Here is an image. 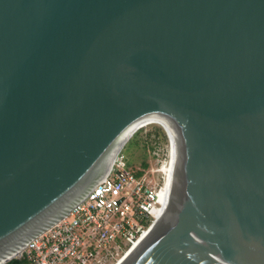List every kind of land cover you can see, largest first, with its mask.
I'll return each instance as SVG.
<instances>
[{
    "label": "water",
    "instance_id": "water-1",
    "mask_svg": "<svg viewBox=\"0 0 264 264\" xmlns=\"http://www.w3.org/2000/svg\"><path fill=\"white\" fill-rule=\"evenodd\" d=\"M144 119L173 174L118 264H264V0H0V264Z\"/></svg>",
    "mask_w": 264,
    "mask_h": 264
},
{
    "label": "built area",
    "instance_id": "built-area-1",
    "mask_svg": "<svg viewBox=\"0 0 264 264\" xmlns=\"http://www.w3.org/2000/svg\"><path fill=\"white\" fill-rule=\"evenodd\" d=\"M121 152L69 213L5 263L16 258L27 264H118L158 219L161 189L146 170L138 175L128 166Z\"/></svg>",
    "mask_w": 264,
    "mask_h": 264
},
{
    "label": "rangeland",
    "instance_id": "rangeland-1",
    "mask_svg": "<svg viewBox=\"0 0 264 264\" xmlns=\"http://www.w3.org/2000/svg\"><path fill=\"white\" fill-rule=\"evenodd\" d=\"M159 124L151 123L138 129L122 148V154L134 170H146L153 185L162 186L163 173L157 171L169 158V137ZM143 163H147L144 166Z\"/></svg>",
    "mask_w": 264,
    "mask_h": 264
},
{
    "label": "bare ground",
    "instance_id": "bare-ground-1",
    "mask_svg": "<svg viewBox=\"0 0 264 264\" xmlns=\"http://www.w3.org/2000/svg\"><path fill=\"white\" fill-rule=\"evenodd\" d=\"M151 123H156V124H159L160 126H162L165 129V131L167 132L168 137H169V141H170L168 161L163 164V166L160 170L164 175H163V183H162L161 189L159 190V203L160 204L157 207L158 211H156V214H158V216H159L162 209L164 208V205H165V202H166V199L168 196L171 178H172V174H173V168H174L175 153H176L175 140H174L173 134L170 131V129L168 128V126L165 123H163L159 120H156V119H144L143 121H140L128 133H126L123 136V138H122V140H121V142H120V144H119V146H118V148H117V150L113 156L111 165H112L113 161L115 160L116 156L121 152V150L125 146V144L130 140V138L134 134V132H136L141 127H144V126L151 124ZM111 165H110V167H111Z\"/></svg>",
    "mask_w": 264,
    "mask_h": 264
},
{
    "label": "trees",
    "instance_id": "trees-1",
    "mask_svg": "<svg viewBox=\"0 0 264 264\" xmlns=\"http://www.w3.org/2000/svg\"><path fill=\"white\" fill-rule=\"evenodd\" d=\"M127 164H128V163H127ZM143 164H144V166H147V163H143ZM128 166H129V164H128ZM136 173H137L138 175H140V174H141V171H136ZM5 264H27V262H26L25 259H16V258H14V259L8 261V262L5 263Z\"/></svg>",
    "mask_w": 264,
    "mask_h": 264
}]
</instances>
